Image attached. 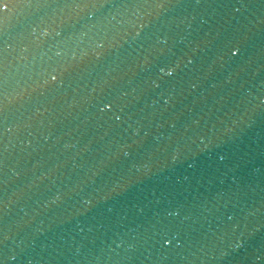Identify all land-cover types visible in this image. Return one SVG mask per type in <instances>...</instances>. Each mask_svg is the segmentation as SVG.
<instances>
[{
    "label": "water",
    "instance_id": "1",
    "mask_svg": "<svg viewBox=\"0 0 264 264\" xmlns=\"http://www.w3.org/2000/svg\"><path fill=\"white\" fill-rule=\"evenodd\" d=\"M0 264H264V0H0Z\"/></svg>",
    "mask_w": 264,
    "mask_h": 264
}]
</instances>
